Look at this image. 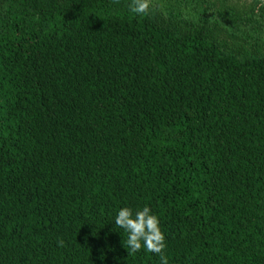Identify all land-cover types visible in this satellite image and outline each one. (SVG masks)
Returning a JSON list of instances; mask_svg holds the SVG:
<instances>
[{
  "label": "trees",
  "instance_id": "trees-1",
  "mask_svg": "<svg viewBox=\"0 0 264 264\" xmlns=\"http://www.w3.org/2000/svg\"><path fill=\"white\" fill-rule=\"evenodd\" d=\"M130 2L0 0V264H264V0Z\"/></svg>",
  "mask_w": 264,
  "mask_h": 264
},
{
  "label": "clouds",
  "instance_id": "clouds-1",
  "mask_svg": "<svg viewBox=\"0 0 264 264\" xmlns=\"http://www.w3.org/2000/svg\"><path fill=\"white\" fill-rule=\"evenodd\" d=\"M114 4H119L120 0H112ZM131 12L146 15L153 9V0H131L128 5ZM115 224L128 233L126 248L129 255L139 252L142 248L149 253H154L160 257V264H169L165 255L166 238L160 228L159 218L151 212L148 206L142 210H133L123 207L119 210ZM58 246L63 247L64 241H58Z\"/></svg>",
  "mask_w": 264,
  "mask_h": 264
},
{
  "label": "rangeland",
  "instance_id": "rangeland-1",
  "mask_svg": "<svg viewBox=\"0 0 264 264\" xmlns=\"http://www.w3.org/2000/svg\"><path fill=\"white\" fill-rule=\"evenodd\" d=\"M227 1L230 2V3H233L236 0H227ZM238 1L239 2H244L243 4H248V3L252 2V0H238Z\"/></svg>",
  "mask_w": 264,
  "mask_h": 264
}]
</instances>
